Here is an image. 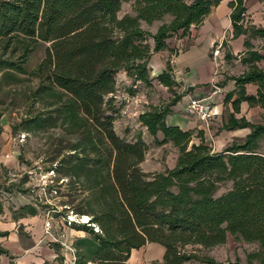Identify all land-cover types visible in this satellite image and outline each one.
<instances>
[{
	"label": "trees",
	"instance_id": "obj_1",
	"mask_svg": "<svg viewBox=\"0 0 264 264\" xmlns=\"http://www.w3.org/2000/svg\"><path fill=\"white\" fill-rule=\"evenodd\" d=\"M128 1L0 0V72L26 74L24 64L34 47L48 44L31 75L42 84L38 92L56 101L54 118L80 134L69 148L71 154L50 169L59 174L58 168L65 166L63 176L81 187L79 206L70 212L88 220L70 227L87 236L74 241L75 264H125L133 250L151 243L164 250L161 264H217L201 251L225 244L227 234L257 245L247 263L264 264V71L256 65L264 56L249 40L264 39V28H245L242 0L229 3L233 38L245 37L240 63L246 70L234 78L235 90L224 100L236 94L234 113L241 102L259 106L262 122L252 124L231 114L224 129L250 132L216 153L202 132L167 124L171 108L183 96L174 92L178 84L170 61L176 52L171 50L154 80L172 99L150 105L137 122L155 146L176 149L177 158L171 169L144 173L140 164L147 143L142 134L127 141L114 131L116 75L124 72L133 86L150 85L151 57L167 50L173 35L186 36L199 26L220 0H132L131 12L119 17ZM246 84L257 86L255 96L245 94ZM50 120L33 117L28 124ZM227 182L231 187L216 196ZM28 211L37 213L33 207Z\"/></svg>",
	"mask_w": 264,
	"mask_h": 264
},
{
	"label": "rangeland",
	"instance_id": "obj_2",
	"mask_svg": "<svg viewBox=\"0 0 264 264\" xmlns=\"http://www.w3.org/2000/svg\"><path fill=\"white\" fill-rule=\"evenodd\" d=\"M131 3L132 0H129L121 5L119 17L131 12ZM243 26L251 28L245 25L244 19ZM252 39L256 38L249 40ZM48 46V44H38L34 47L24 64L26 74L9 72V76L0 72V204L2 209L0 217L6 215L13 220L32 217L28 208L33 207L37 212L35 216L50 223L52 237H63L61 241L65 242L63 233L68 230L64 225L63 217L65 214L70 215V210L78 208L81 187L74 180L63 176L66 172L65 166L58 168L59 174L50 169L57 167L60 159L71 154L69 148L77 141L80 134L76 128L62 124L61 120L54 118L55 114L51 111L56 107L53 104L56 101L38 92L42 84L39 79L31 75L43 59ZM150 75L149 73L150 85L136 83L133 86L124 72L117 73L116 92L111 97L112 111L116 116L115 133L127 141H131L137 133H141L147 143V151L140 168L144 173H157L174 167L177 151L169 144L155 146L152 138L137 122L138 115L147 110L150 105L166 104L172 99V94L167 88ZM129 90L134 91V95H130ZM187 91L188 89L184 91L179 88L174 89L177 94ZM186 102V97H182L177 103V109L184 110ZM42 116H50L53 120L42 122L41 125L34 127L28 124L29 119ZM214 117L215 115L208 123L206 128L208 133L205 138V142L212 150L221 151L232 142L243 140H222L219 133L224 127L213 120ZM253 119L257 120V117L254 116ZM193 142L196 143L197 140L193 139ZM260 152L264 154V140L260 142ZM230 187L231 184L228 182L222 184L216 196L223 194ZM17 230L19 234L23 233L22 226ZM45 235L48 236V234ZM73 244H71L72 247H74ZM191 249V247L186 248L187 251ZM256 249L257 245L246 244L227 234L225 244L201 251V255L212 258L217 264H248L247 255ZM163 252V248L158 244H146L133 252L125 264H161ZM0 264L5 263L0 261Z\"/></svg>",
	"mask_w": 264,
	"mask_h": 264
},
{
	"label": "crops",
	"instance_id": "obj_3",
	"mask_svg": "<svg viewBox=\"0 0 264 264\" xmlns=\"http://www.w3.org/2000/svg\"><path fill=\"white\" fill-rule=\"evenodd\" d=\"M232 0H220L211 9L203 22L197 27H191L186 36L174 35L167 40L168 49L154 54L148 64L151 77H156L165 68V62L171 56V50L176 52L172 56V77L178 84L182 97H186V105L191 99H206L213 108L216 120L225 125L228 117L233 114L235 119H245L252 124L262 122V109L259 106H249L241 102L238 113L233 112L232 101L236 99L233 94L225 102V96L235 90L234 78L240 76L246 66L240 63V57L246 51L243 42L244 36L233 38L230 20ZM244 23L255 29L264 28V1L242 0ZM254 50L264 56V39L251 40ZM228 56V58L226 57ZM264 71V60L256 64ZM245 94L255 96L257 86L246 84ZM181 97V98H182ZM184 110L177 109V104L171 108V114L166 122L175 125L184 131L202 132L204 140L207 130L195 118H190ZM256 116V119L253 117ZM249 128L225 131L219 133L224 141H238L244 139ZM199 142L198 138H194ZM206 141V140H205ZM213 152H221L212 150ZM44 220L38 216L12 219L0 217V261L5 264H65L66 252L58 243L44 234ZM22 226L23 233L19 234L17 228ZM64 241L73 244L76 238L87 236L83 231H76L66 227ZM65 229V230H66ZM64 231V230H63ZM58 237V236H57ZM138 250H133V252ZM130 259V258H129Z\"/></svg>",
	"mask_w": 264,
	"mask_h": 264
},
{
	"label": "built area",
	"instance_id": "obj_4",
	"mask_svg": "<svg viewBox=\"0 0 264 264\" xmlns=\"http://www.w3.org/2000/svg\"><path fill=\"white\" fill-rule=\"evenodd\" d=\"M185 112L189 117H193L197 121H199L204 129L208 128V123L210 119L214 116L213 108L211 107V104L207 102L206 99H191L186 105ZM64 220H65L64 225L66 227H70L71 223H85L83 217L78 219L72 213H70V215H67ZM44 227H45V234H48V236L51 237L54 243H58L61 246V248L65 250L66 252V255L64 256L65 264H75L76 252L74 247H72L71 244L61 241L63 237H52V234L50 233V223L48 221H45ZM94 230L97 231V228H94Z\"/></svg>",
	"mask_w": 264,
	"mask_h": 264
},
{
	"label": "bare ground",
	"instance_id": "obj_5",
	"mask_svg": "<svg viewBox=\"0 0 264 264\" xmlns=\"http://www.w3.org/2000/svg\"><path fill=\"white\" fill-rule=\"evenodd\" d=\"M87 219H88L87 217H83V220H84V222H86V221H87Z\"/></svg>",
	"mask_w": 264,
	"mask_h": 264
},
{
	"label": "water",
	"instance_id": "obj_6",
	"mask_svg": "<svg viewBox=\"0 0 264 264\" xmlns=\"http://www.w3.org/2000/svg\"><path fill=\"white\" fill-rule=\"evenodd\" d=\"M88 220V219H87Z\"/></svg>",
	"mask_w": 264,
	"mask_h": 264
}]
</instances>
